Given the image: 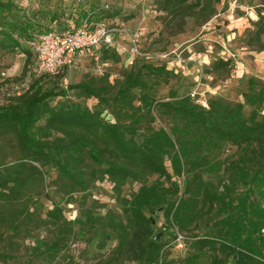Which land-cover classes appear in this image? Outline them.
I'll use <instances>...</instances> for the list:
<instances>
[{"label":"trees","instance_id":"16d2710c","mask_svg":"<svg viewBox=\"0 0 264 264\" xmlns=\"http://www.w3.org/2000/svg\"><path fill=\"white\" fill-rule=\"evenodd\" d=\"M157 1L161 10L188 8L205 22L220 0ZM101 9H88L73 21L89 15L108 22ZM20 10L12 0H0V51L22 52L25 75L36 61L30 42L37 32ZM256 14L251 38L264 52V13ZM101 49V59H119L115 50ZM232 67L230 60L215 59L206 71ZM63 69L37 75L0 105V135L11 136L20 154L13 161L0 158V243L4 228L19 233L24 225L33 239L27 264H81L64 252L73 234H88L86 243L96 240L102 250L86 264H264V81L250 76L242 101L209 98L204 106L175 90L154 96L153 83L175 78L163 64H133L116 83L106 76L84 77L65 89L42 88L43 77H60ZM70 90L78 100L68 98ZM90 98L91 106L79 102ZM155 116L168 120V129L155 127ZM228 147L237 154H226ZM44 167L53 170L67 198L53 200L41 218L30 206ZM220 171L225 176L215 184L203 178ZM103 180L112 185L117 209H86L70 219L67 205L74 195ZM156 212L170 239L188 234L182 257H172L168 240L153 230ZM32 222L46 236L31 235ZM10 258L0 251V262Z\"/></svg>","mask_w":264,"mask_h":264},{"label":"rangeland","instance_id":"374dc122","mask_svg":"<svg viewBox=\"0 0 264 264\" xmlns=\"http://www.w3.org/2000/svg\"><path fill=\"white\" fill-rule=\"evenodd\" d=\"M35 24V31L69 26L77 15L88 9L97 7L99 15L105 18L113 32V42L108 50H115L119 59H101V48L78 53L74 63L64 68L62 76H45L41 79L42 88H67L84 77L98 78L106 76L113 83L120 81L124 72L133 64L144 62L163 64L175 74V78L167 84L153 83L151 92L156 98L165 97L169 90H175L179 95L197 92L198 98L208 100L219 98L233 103L242 101L246 80L255 76L264 81V52L252 42V22L258 19V9L264 13V0H220L215 4V12L207 21L202 22L198 14L188 8H177L173 13L160 9L157 0H12ZM192 1V0H190ZM197 10V8L195 9ZM106 14H112L107 17ZM28 46L29 44H25ZM104 48V47H102ZM98 59H95V56ZM215 59L230 60L233 67L223 72H207L210 61ZM25 55L16 51L8 54L0 51V105L17 92L24 91L34 75L35 63L30 66L25 75L21 74ZM68 98L78 100L73 92L68 91ZM55 98L52 102H56ZM79 102L91 106L95 100L79 99ZM264 113V109H263ZM106 118L111 119L108 113ZM155 127L168 129V120L155 116ZM234 147H228L226 154L237 152ZM3 157V158H2ZM20 157L14 140L8 134L0 135V158L13 161ZM43 179L39 194L31 202L30 211L35 216L44 217L45 211L51 207L54 200L66 199L65 193L59 191L55 174L48 167L42 168ZM225 175L205 174L204 180L217 183ZM181 182V179H179ZM136 188L137 184L131 185ZM75 201L67 205L66 212L71 219L86 209L104 213L107 209L116 210L112 185L103 180L94 182L85 192L76 193ZM84 197V198H82ZM163 218L156 212L153 220V230L158 238L168 240L171 256L182 257L186 252L185 233H178L175 239L162 228ZM4 228V227H3ZM21 226L19 233L4 228V239L0 243V251L11 255L10 259L0 264H27L32 260L29 247L33 239L27 235ZM31 235L46 236L47 232L34 222L28 224ZM76 230V227L74 226ZM3 230V229H2ZM192 232L197 229L193 228ZM83 237L70 239L69 247L64 251L73 256L76 262L86 264L94 260L102 250L95 246L96 240L86 243ZM113 245L109 242L107 247ZM33 264H41L33 260ZM125 264H137L129 262Z\"/></svg>","mask_w":264,"mask_h":264},{"label":"built area","instance_id":"2783aa9c","mask_svg":"<svg viewBox=\"0 0 264 264\" xmlns=\"http://www.w3.org/2000/svg\"><path fill=\"white\" fill-rule=\"evenodd\" d=\"M112 42L110 24L89 15L63 29L51 28L37 32L30 42L36 57L34 72L36 75L57 73L71 66L78 53L99 50ZM95 59H98L97 55ZM189 95L206 106L205 99L198 98L194 90Z\"/></svg>","mask_w":264,"mask_h":264}]
</instances>
